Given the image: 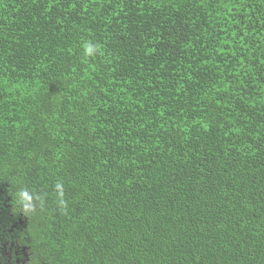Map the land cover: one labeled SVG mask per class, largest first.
I'll use <instances>...</instances> for the list:
<instances>
[{
  "label": "trees",
  "instance_id": "16d2710c",
  "mask_svg": "<svg viewBox=\"0 0 264 264\" xmlns=\"http://www.w3.org/2000/svg\"><path fill=\"white\" fill-rule=\"evenodd\" d=\"M6 212L25 264H264V0H0Z\"/></svg>",
  "mask_w": 264,
  "mask_h": 264
},
{
  "label": "flooded vegetation",
  "instance_id": "af4514ba",
  "mask_svg": "<svg viewBox=\"0 0 264 264\" xmlns=\"http://www.w3.org/2000/svg\"><path fill=\"white\" fill-rule=\"evenodd\" d=\"M10 215L9 212H6V215L0 216V229H2L0 231V264H25V261H22V240L18 238L11 241L9 234L10 232L12 233V230H10L11 226L15 228L22 224V212L19 214L14 212ZM11 219H15L13 224L10 222ZM27 249L24 246L23 252L25 256L28 254Z\"/></svg>",
  "mask_w": 264,
  "mask_h": 264
},
{
  "label": "clouds",
  "instance_id": "9594fccd",
  "mask_svg": "<svg viewBox=\"0 0 264 264\" xmlns=\"http://www.w3.org/2000/svg\"><path fill=\"white\" fill-rule=\"evenodd\" d=\"M98 51V48L93 43H88L85 47V55L86 56H93ZM55 188L57 190L58 195V206L61 209H64L67 207L66 201L63 199L64 196V187L63 184L60 182H57L55 185ZM39 198L35 196L34 193L30 192L28 189L23 188L18 190L17 192V200L20 205V208L24 213H33L36 211V201Z\"/></svg>",
  "mask_w": 264,
  "mask_h": 264
}]
</instances>
